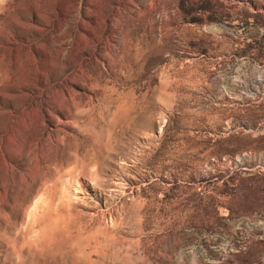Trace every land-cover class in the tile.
Returning <instances> with one entry per match:
<instances>
[{
	"label": "rangeland",
	"instance_id": "374dc122",
	"mask_svg": "<svg viewBox=\"0 0 264 264\" xmlns=\"http://www.w3.org/2000/svg\"><path fill=\"white\" fill-rule=\"evenodd\" d=\"M0 264H264V0H0Z\"/></svg>",
	"mask_w": 264,
	"mask_h": 264
},
{
	"label": "bare ground",
	"instance_id": "6f19581e",
	"mask_svg": "<svg viewBox=\"0 0 264 264\" xmlns=\"http://www.w3.org/2000/svg\"><path fill=\"white\" fill-rule=\"evenodd\" d=\"M6 161V160H5Z\"/></svg>",
	"mask_w": 264,
	"mask_h": 264
}]
</instances>
